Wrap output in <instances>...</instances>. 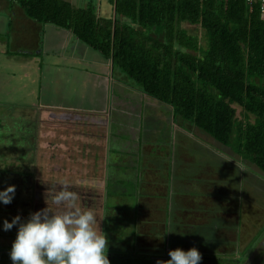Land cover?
I'll return each mask as SVG.
<instances>
[{"label":"crops","instance_id":"0c3cea01","mask_svg":"<svg viewBox=\"0 0 264 264\" xmlns=\"http://www.w3.org/2000/svg\"><path fill=\"white\" fill-rule=\"evenodd\" d=\"M96 2L97 14L110 17L112 8ZM195 131L70 31L31 21L0 0V190L15 186L11 201L0 203V252L10 251L17 231L4 230L3 221L46 207V190L55 184L59 190L61 182L77 193L78 207L97 216L107 252L134 251L136 217L165 237L171 214V231L185 235L178 224L197 212V187L187 180L195 158L186 150L196 146ZM178 179L183 196L174 193ZM170 181L179 208L164 201ZM202 227L196 222L189 230ZM145 232L139 239L150 236Z\"/></svg>","mask_w":264,"mask_h":264},{"label":"trees","instance_id":"16d2710c","mask_svg":"<svg viewBox=\"0 0 264 264\" xmlns=\"http://www.w3.org/2000/svg\"><path fill=\"white\" fill-rule=\"evenodd\" d=\"M7 1L31 21L70 31L145 96L167 106L174 118L230 150L248 170L264 174V22L255 4L101 0L112 8L110 17H102L96 0L79 8L65 0ZM189 28L201 33L202 46ZM190 235L185 232L184 238ZM258 237L239 249L238 264L246 262ZM200 254V261L231 264L215 253Z\"/></svg>","mask_w":264,"mask_h":264},{"label":"rangeland","instance_id":"374dc122","mask_svg":"<svg viewBox=\"0 0 264 264\" xmlns=\"http://www.w3.org/2000/svg\"><path fill=\"white\" fill-rule=\"evenodd\" d=\"M74 2L77 3V7L86 6L83 3H79V0H74ZM187 30L197 35L198 43L202 46L203 39L201 33L192 28ZM236 115L238 119H242L240 108L236 107ZM195 130L196 146L194 147L191 145L190 148L186 146V150L190 151V154L194 155L195 158L193 160V158L190 157V160L194 162V164L190 167L191 170L187 174V180H189V183L193 182L197 187L195 192V206L197 212L194 217L195 220L191 222L181 221V224L177 223L179 225V231L182 228H184V230L187 229L184 232H191V237L187 240L182 233L176 230L171 231V214H169V221L167 222L169 230L166 232L165 237L162 236V239H160L163 234L161 231L157 229L153 230L152 233L150 232L152 230L151 228H142V222L136 217L134 224L132 223L135 230H137V232L134 231L133 234V238L136 239L133 245L134 251L129 253L118 249L116 252H106L109 264H155L157 259H169L168 251L170 249L179 247L183 250H187L193 246H195L199 252L200 250H204V252L208 254L215 253V257L217 258L226 259V262L231 260V264H238L237 260H239L240 255L239 249L244 250L247 248L249 246L248 243H250L252 239H255L256 233H260V231L263 230L264 174L254 168L251 169L252 171L248 170L250 168L246 162L241 161L238 156L215 142L210 136L196 128ZM178 181L180 180L178 179L177 182L174 183V187L177 188L174 193L177 194V192H179L181 194L180 196H183L182 193H186L187 190L184 189L181 184H178ZM169 184L171 186L170 191L167 189L169 198L165 197L164 201L166 203L168 202V209H174L172 207L179 208L178 202H180V197L171 194L173 182L170 181ZM204 187L205 191L202 189ZM172 200L178 202L174 204ZM183 207L185 209L190 208L189 205H183ZM163 208L164 206L160 210L158 216L164 217ZM193 212H195V210ZM253 219L258 221L257 223L254 222V227L256 226L257 231L253 225L251 226V220ZM196 222L201 223V226H203L200 228L201 230L199 231L198 228L196 231V228L189 230L192 224ZM222 222H224V224ZM124 225L127 227L126 223ZM141 228L143 230H140ZM126 229L127 228L124 230ZM145 230V233L150 236L145 238V240L139 239L138 231L143 232ZM206 230L209 231V236L201 234V231L207 233ZM236 231L239 233L238 238L236 237ZM263 232L264 230L261 233ZM146 236L147 235H144L143 237ZM258 238L259 242L252 245V251L249 257L247 256L248 259L244 264H264V233L259 234ZM214 241H216V243L220 241V244L218 245L217 243V247H211ZM0 264H12L9 253L2 254V252H0ZM197 264L218 263L214 261H198Z\"/></svg>","mask_w":264,"mask_h":264},{"label":"clouds","instance_id":"9594fccd","mask_svg":"<svg viewBox=\"0 0 264 264\" xmlns=\"http://www.w3.org/2000/svg\"><path fill=\"white\" fill-rule=\"evenodd\" d=\"M58 184L59 190L56 184L46 190V207L30 212L23 220L17 214L3 221L4 230L17 226L9 251L12 264H109L108 241L98 227L97 216L76 205L77 193L69 190L67 183ZM14 187L9 184L0 190V203L11 201ZM168 256L155 264H197L201 260L195 246L170 249Z\"/></svg>","mask_w":264,"mask_h":264},{"label":"built area","instance_id":"2783aa9c","mask_svg":"<svg viewBox=\"0 0 264 264\" xmlns=\"http://www.w3.org/2000/svg\"><path fill=\"white\" fill-rule=\"evenodd\" d=\"M248 5L255 4L258 8L259 18L264 22V0H245Z\"/></svg>","mask_w":264,"mask_h":264}]
</instances>
